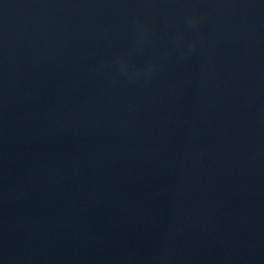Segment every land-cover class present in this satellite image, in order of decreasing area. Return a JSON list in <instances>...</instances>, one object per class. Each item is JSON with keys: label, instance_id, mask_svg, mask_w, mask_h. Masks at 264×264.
Instances as JSON below:
<instances>
[{"label": "water", "instance_id": "1", "mask_svg": "<svg viewBox=\"0 0 264 264\" xmlns=\"http://www.w3.org/2000/svg\"><path fill=\"white\" fill-rule=\"evenodd\" d=\"M0 264H264V0H0Z\"/></svg>", "mask_w": 264, "mask_h": 264}]
</instances>
